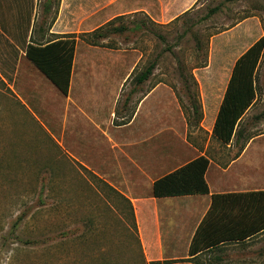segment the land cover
I'll list each match as a JSON object with an SVG mask.
<instances>
[{
  "label": "crops",
  "instance_id": "1",
  "mask_svg": "<svg viewBox=\"0 0 264 264\" xmlns=\"http://www.w3.org/2000/svg\"><path fill=\"white\" fill-rule=\"evenodd\" d=\"M157 1L158 5L145 0L133 7L132 14L143 17L144 27L151 23L166 25L191 12L198 2ZM116 3L0 0V117H18L17 112L22 114L24 109L33 117L48 118L50 137L64 148L71 162H78L128 199L144 264H264V230L252 232L258 225H250L249 219L259 216L245 209L232 212L220 207L217 214L227 213L233 219L231 230L223 233L207 228L197 235L211 211L214 195L264 191V146L260 143L264 134L248 140L244 149V139H235L223 148L213 135L233 68L252 45L228 71L215 67L212 57L209 66L184 71L179 82L172 84L166 72L153 73L139 82L143 71L137 73L135 61L132 67L121 69L115 67L118 60L110 59L107 62L112 67L99 68L89 54L81 59L77 37L67 96L27 58L30 45L67 40V36L83 34L81 28L93 32L95 25L103 22L98 29L113 21L119 16ZM137 53V49L132 50L135 59ZM77 65L81 74L75 78ZM194 87L201 95V127L208 126V139L201 138L199 128L190 133L176 94L181 88L188 93ZM200 157L210 161L206 174L209 194L154 196L158 180Z\"/></svg>",
  "mask_w": 264,
  "mask_h": 264
},
{
  "label": "rangeland",
  "instance_id": "2",
  "mask_svg": "<svg viewBox=\"0 0 264 264\" xmlns=\"http://www.w3.org/2000/svg\"><path fill=\"white\" fill-rule=\"evenodd\" d=\"M144 3L117 0L119 16L111 28L126 27L124 32L100 39L90 35L103 22L92 27L93 32L81 28L85 32L76 34L81 59L89 54L99 68L112 67L107 60H118L115 67L121 69L135 61L137 73L158 61L154 73L166 72L177 84L180 73L207 67L212 57L215 67L230 70L264 37V0H198L178 20L145 27L143 17L132 14L134 6ZM134 49L139 51L136 59ZM78 65L75 78L81 74ZM257 85L258 101L241 124L246 138L264 134V54ZM189 92L176 90L190 133L199 128L201 138L208 139V126L201 127L204 118L200 123L193 118V98L200 102V92L195 87ZM22 112L0 117V264H144L128 199L71 162L50 137L48 118ZM260 143L264 146V138Z\"/></svg>",
  "mask_w": 264,
  "mask_h": 264
},
{
  "label": "trees",
  "instance_id": "3",
  "mask_svg": "<svg viewBox=\"0 0 264 264\" xmlns=\"http://www.w3.org/2000/svg\"><path fill=\"white\" fill-rule=\"evenodd\" d=\"M116 20L118 18L97 29L90 37L105 39L112 32L126 31V27L111 28ZM77 37L76 34H73L67 36V40H59L46 46L30 45L27 49V58L66 96L69 94L71 87ZM88 41L93 45L98 44L91 39H88ZM263 54L264 37L255 42L237 60L233 68V74L213 129V135L225 145H229L235 139L238 141L244 139L245 144L242 148L244 149L246 142L253 138H246V130L241 128V124L247 112L257 103L259 98L257 76ZM157 66L158 61L150 64L140 74L138 81L143 82L149 79ZM192 110L194 120L198 123L202 122L204 118L203 108L200 102L195 100V97L193 98ZM209 166L210 161L206 157L194 160L158 180L154 185V196L168 198L209 194L210 188L206 179ZM110 188L120 194L117 190ZM129 205L134 216L130 202ZM223 206L231 209L232 212L242 208L248 214L258 215L259 217L252 216L249 219L250 225H258L253 228L252 232L264 230V191L245 194H218L213 196L211 211L201 224L197 233L198 236L207 228H215L217 232L223 233L231 230L233 219L229 217V214L216 213ZM134 223L137 229L135 216Z\"/></svg>",
  "mask_w": 264,
  "mask_h": 264
}]
</instances>
